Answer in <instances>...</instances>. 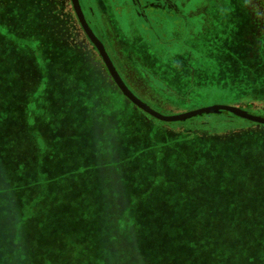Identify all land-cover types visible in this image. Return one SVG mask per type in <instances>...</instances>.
<instances>
[{"label": "rangeland", "instance_id": "obj_1", "mask_svg": "<svg viewBox=\"0 0 264 264\" xmlns=\"http://www.w3.org/2000/svg\"><path fill=\"white\" fill-rule=\"evenodd\" d=\"M224 3L230 5L229 12L233 11L234 15L237 12L241 18L235 16L237 23L216 27L211 36L207 33L211 40L219 38L221 52L217 57L208 58L209 63H192L195 68L199 64L200 69L196 68L194 74L193 71L169 74V71H165L167 64L161 66L162 63L146 54H138V47L126 44L113 33L111 26H100L97 31L121 80L135 97L154 111L172 116L209 106H230L264 118V0H224ZM54 5L50 8L53 12L49 13L53 16H46L35 23L42 24L43 33H47L43 37L51 40L42 46L38 42L26 43V39H19L15 28L19 24L17 19L11 20L12 34L6 32L9 27L4 28L9 17L5 18L7 14L0 2V36L4 35L9 40L12 52L3 56L4 50L0 45V117L2 114L5 116L6 129L14 133L5 142V154L2 155L6 157L0 160V167H4V161L9 160L10 167L15 168L14 172L26 171L27 178L29 173L33 175V167H48L49 172L54 171V174L71 171V167H75L83 176H87V169L91 168V181L87 180L86 186L94 184L96 189L102 187L103 195L111 190L110 187L121 184L128 198L126 186L140 187L153 181L154 185L160 187L170 179L177 190L193 183L180 178V166L176 167L180 157L176 163V158L167 155L154 167L159 154L156 149L140 153V149L148 145L144 143L146 137L140 138L139 135H144L145 128L150 130L153 124L160 125L161 133L189 129L188 132L193 130L196 134L205 135L197 127L201 126L199 123L204 124L198 117L206 115L224 119L218 125L212 122L208 124H212L209 126L211 129L216 128L220 130L218 133H223L221 141L226 144L203 145L202 148L208 146L212 151L205 154L206 159L211 157L225 166L230 164L231 159H238V163L247 166L252 163L253 167H257L253 172L264 178V125L225 111L175 123L161 122L144 113L114 83L97 48L84 33L71 0H54ZM118 21L119 26H123L121 17H118ZM66 25L69 26L66 30L58 28ZM32 34L34 41H39L37 34L41 36L42 32ZM15 47L19 48L14 51ZM21 53L38 62L39 76L36 79L15 64L16 60L23 61L19 55ZM181 61L178 59L169 63L175 66L176 62ZM208 65L215 71L208 70ZM2 70H6L5 78H1ZM93 106L97 107L96 112H93ZM115 114H119V120ZM96 132L101 134L97 136ZM236 133L241 135L239 140L233 141L231 136ZM246 133L260 136L256 137L257 140L249 141L247 135H243ZM177 136H181V133ZM185 137L190 138V135ZM170 142L176 146L179 144V151L184 153L183 163L186 155L189 157L188 151L199 145L196 141L192 144L176 140ZM251 148L257 151V156L252 157L245 152ZM128 152L132 158L126 161ZM110 155H113V160ZM192 158L198 160L194 156ZM198 163L205 164L203 161ZM192 168H189L191 174ZM199 168L206 170L208 167ZM151 173L154 178L145 177ZM210 179L213 184L226 183L224 178H219L218 172ZM138 191L137 194L140 193ZM182 191L188 194L183 195L186 206L194 205L195 210L201 207L198 204L201 194L198 189ZM108 195L115 199L111 193L105 196ZM81 197L82 194L79 199ZM131 197L137 198L134 195ZM156 198L166 199L167 194L163 192ZM217 198H221V195L209 192L203 202ZM215 204L212 206L217 208V202ZM224 211L225 218L234 213L232 207ZM256 248L262 249L264 245ZM116 249L119 253H126V242L116 244ZM262 252L261 255L254 253L264 259V249Z\"/></svg>", "mask_w": 264, "mask_h": 264}, {"label": "trees", "instance_id": "obj_2", "mask_svg": "<svg viewBox=\"0 0 264 264\" xmlns=\"http://www.w3.org/2000/svg\"><path fill=\"white\" fill-rule=\"evenodd\" d=\"M0 2L7 14L5 18L9 17L4 28L9 27L8 34H12L11 20L17 19L19 24L15 28L20 40L38 42L42 46L51 42L43 37L47 33H43L42 24L35 23L54 15L49 14L53 12L50 8L55 6L54 0ZM58 28L66 30L69 26ZM35 31L42 32L41 36L37 34L39 41L32 38ZM9 44L4 35L0 36L5 57L8 52L12 53ZM19 55L23 61L16 60L15 64L36 79L38 62L29 55ZM1 72V78H5L6 70ZM94 110L96 106H93L96 112ZM3 117L2 114L0 137L4 139L3 143L0 139V160L6 157L2 155L5 142L14 134L6 129ZM118 117L119 114H115L119 120ZM198 120L204 124L199 123L201 126L197 128L205 135L193 130L188 132L189 129L161 133L162 128L156 124L150 130L145 128L144 135H139L146 137L144 143L148 145L142 147L140 153L156 149L159 154L154 167L167 155L176 158V163L180 157L179 165L176 164L180 166V178L193 183L177 188L178 191L171 179L160 187L150 181L140 187L126 186L127 198L120 184L105 193H111L113 199L103 195L102 187L86 186L87 180L91 181V168L87 169V176H83L75 167L59 174L50 173L48 167H33V175L29 173L27 178L26 171L16 174L9 160L4 161V167H0V264H264L260 256L264 248H256L264 245V178L253 172L257 167L252 163L247 166L238 163V159H231L225 166L211 157L206 159L205 154L212 151L208 146L202 148L203 145H226L221 141L223 133L209 127L224 119L203 115ZM180 133L181 136H177ZM100 134L96 132L97 136ZM187 134L190 138L185 137ZM248 134L243 135H247L249 141L260 136ZM240 135L236 133L230 138L236 141ZM171 140L189 144L196 141L199 145L188 151L189 157L186 155L183 163V151ZM245 152L252 157L258 155L252 148ZM112 156L109 157L112 159ZM192 156L198 160L194 161ZM130 158L132 154L128 152L126 161ZM200 161L205 164L198 163ZM188 167H194L193 173H197L191 174ZM199 167L208 168L201 170ZM215 172L226 180L225 184L210 182ZM153 176L151 173L145 177ZM182 189H198L201 193L199 209L195 210L194 205L186 206L183 195L188 194ZM163 192L167 198L157 199L156 196ZM209 192H216L221 198L209 199L210 204L203 202ZM216 202L217 208L212 206ZM228 207H232L234 213L225 218L224 210ZM124 242L126 253H119L116 244Z\"/></svg>", "mask_w": 264, "mask_h": 264}, {"label": "crops", "instance_id": "obj_3", "mask_svg": "<svg viewBox=\"0 0 264 264\" xmlns=\"http://www.w3.org/2000/svg\"><path fill=\"white\" fill-rule=\"evenodd\" d=\"M179 3L186 8V12L191 13L193 23L189 28L184 27L174 18L166 20L163 16L157 37L151 31H146L133 19L131 13H126V42L137 46L139 54H146L158 63H162L161 66L167 64L165 71H169V74L177 72L185 74L190 71L194 74L199 64L195 68L192 63L201 61L197 54V45L200 40L206 41L207 36L214 34L216 27L219 26L216 24V15L223 14L226 3L224 0H179ZM185 54L186 58H184ZM178 59L182 61L176 62L175 66L170 65V61Z\"/></svg>", "mask_w": 264, "mask_h": 264}, {"label": "flooded vegetation", "instance_id": "obj_4", "mask_svg": "<svg viewBox=\"0 0 264 264\" xmlns=\"http://www.w3.org/2000/svg\"><path fill=\"white\" fill-rule=\"evenodd\" d=\"M78 2L85 22L101 43L103 41L98 35L97 28L103 25L111 26L113 33L126 42V13H131L133 19L138 21L146 31H151L156 36L158 35V28L163 22V16L166 17V20L171 18L178 20L186 28H189L193 23L191 13L185 11L186 8L182 7L179 0H78ZM229 6L226 4V9L222 15H216L217 25L224 27L235 24L237 23L236 17L241 18V14L238 16L237 12L235 15L232 13L233 11L229 12ZM229 16H231L230 21L228 20ZM118 17L122 18L123 26H119ZM157 22L158 24L155 25ZM214 39L211 40L207 37L206 41H202L203 39L199 41L197 54H199L201 61L208 62V58L217 57L221 52V41L219 38ZM137 53L139 54V51ZM207 69L215 71L209 65ZM198 70L200 69L198 68Z\"/></svg>", "mask_w": 264, "mask_h": 264}, {"label": "water", "instance_id": "obj_5", "mask_svg": "<svg viewBox=\"0 0 264 264\" xmlns=\"http://www.w3.org/2000/svg\"><path fill=\"white\" fill-rule=\"evenodd\" d=\"M73 9L75 11L76 17L86 34V36L90 39V41L95 45V47L98 50V53L100 57L102 58L111 78L113 79L114 83L118 87V89L122 92V94L137 108L142 110L144 113L152 116L153 118L165 122V123H175V122H182L187 119H190L192 117L201 116L203 114H211V113H218L221 111H225L231 114H234L237 117L243 118L247 121L254 122L257 124L264 125V118L255 116L252 114L247 113L246 111L237 108V107H230V106H209L204 107L200 109H196L193 111H189L186 113L178 114V115H172V116H164L153 109H151L149 106L141 102L137 97L133 95V93L126 87L124 82L121 80L120 76L118 75L117 71L115 70L111 60L109 59L108 55L105 52V49L102 45V43L94 36L93 32L85 22L83 13L81 11V8L79 6L78 0H71Z\"/></svg>", "mask_w": 264, "mask_h": 264}]
</instances>
